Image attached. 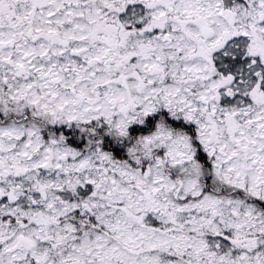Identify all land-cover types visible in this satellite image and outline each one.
I'll return each mask as SVG.
<instances>
[{
  "label": "snow or ice",
  "instance_id": "snow-or-ice-1",
  "mask_svg": "<svg viewBox=\"0 0 264 264\" xmlns=\"http://www.w3.org/2000/svg\"><path fill=\"white\" fill-rule=\"evenodd\" d=\"M0 264H264V0H0Z\"/></svg>",
  "mask_w": 264,
  "mask_h": 264
}]
</instances>
